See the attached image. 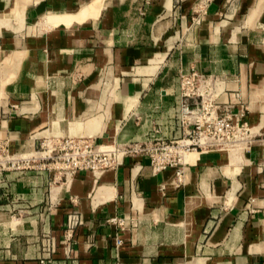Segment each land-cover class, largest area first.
Listing matches in <instances>:
<instances>
[{
  "label": "crops",
  "instance_id": "0c3cea01",
  "mask_svg": "<svg viewBox=\"0 0 264 264\" xmlns=\"http://www.w3.org/2000/svg\"><path fill=\"white\" fill-rule=\"evenodd\" d=\"M191 68L223 78L216 101L245 110L252 147L190 150L182 179L130 156L101 175L0 172V264H264V0H0V135L13 150L179 136ZM72 208L84 220L67 254Z\"/></svg>",
  "mask_w": 264,
  "mask_h": 264
},
{
  "label": "built area",
  "instance_id": "2783aa9c",
  "mask_svg": "<svg viewBox=\"0 0 264 264\" xmlns=\"http://www.w3.org/2000/svg\"><path fill=\"white\" fill-rule=\"evenodd\" d=\"M196 22L199 18H195ZM75 79L82 73L75 71ZM180 103L179 136L160 134L157 129L141 138L125 141L97 142L89 135L45 137L36 153L27 154L11 147L10 138L0 135V172H23L31 169L52 170L58 178L68 179L77 172L93 171L101 175L116 169L126 157H145L154 172L170 166L177 167L178 179L183 176V157L193 149H244L252 147L258 131L245 118V110L233 112L230 105L216 101L222 90L223 78L206 75L196 68L181 71L178 76ZM83 214L77 208L67 213L64 230V249H72L77 228L83 223ZM122 224L120 217L110 219ZM38 264H49L45 257Z\"/></svg>",
  "mask_w": 264,
  "mask_h": 264
}]
</instances>
